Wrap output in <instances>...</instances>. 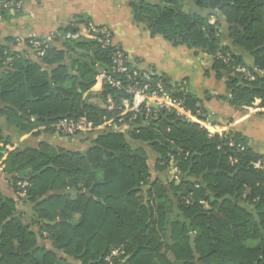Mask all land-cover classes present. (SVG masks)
<instances>
[{
	"label": "trees",
	"instance_id": "obj_1",
	"mask_svg": "<svg viewBox=\"0 0 264 264\" xmlns=\"http://www.w3.org/2000/svg\"><path fill=\"white\" fill-rule=\"evenodd\" d=\"M191 1L196 10L189 12L177 0L132 3V20L174 47L187 45L211 56L215 77L226 86L223 100L238 110L256 108L255 115L264 117V75L247 82L235 72L245 61L221 44L219 22L209 24L210 17H221L232 48L264 71V0ZM10 10L16 11L0 8V15L5 18ZM68 33H73L72 26L59 30L38 62L0 47V105L13 107L0 109V116L22 132L41 124L30 122L32 115L47 117L49 132L64 117H83L93 129L112 118L105 100L107 94L118 99L117 92L103 86L98 106L89 91L98 72L108 70L113 49L102 51L91 40L77 46L64 38ZM78 47L88 54L77 55L69 71L63 62ZM218 52L230 53L233 62L227 66L214 59ZM41 65L52 69L50 74ZM161 77L170 89L169 79ZM173 92L195 121L159 114L144 123L140 116L127 134L105 129L84 152L42 146L41 153L17 149L4 157L0 146V163L15 195L17 182L30 176L24 200L33 204L25 223L17 213L18 202L0 192V264H107L106 258L119 249L122 254L111 264H264V169L252 167L264 157L240 134L211 122L193 94L177 88ZM201 121H207L205 128L199 127ZM133 141L156 153L159 171L170 169L172 160L180 172L178 183L151 179L147 154ZM2 142L7 141L0 135ZM231 157L237 158L233 165ZM143 186L149 187L145 205ZM71 188L76 195L52 194ZM190 234L195 235V251Z\"/></svg>",
	"mask_w": 264,
	"mask_h": 264
},
{
	"label": "crops",
	"instance_id": "obj_2",
	"mask_svg": "<svg viewBox=\"0 0 264 264\" xmlns=\"http://www.w3.org/2000/svg\"><path fill=\"white\" fill-rule=\"evenodd\" d=\"M140 1L157 4L147 0H24L20 11L10 10L5 18L0 15V47H7L13 53L38 62L25 44L27 39L41 38L54 32L58 33L59 30L68 26L73 27V33L81 31L83 34L82 30L87 24L107 26L112 32L114 45L124 52L132 67L142 72L148 71L157 76H165L169 79L170 84H182L183 90L190 92L202 101L205 112L215 118L213 122L243 136L250 149L258 156L264 157V117L255 115L256 108L246 107L238 110L223 100L227 95L226 86L224 80L216 79L212 70L211 56L200 50L190 49L187 45L174 47L161 35L152 36L144 24H136L132 20L130 4ZM203 12L205 13V11ZM215 22H219L221 44L229 47L235 54H240L246 64H251L246 53L232 48L224 20L221 17L218 19L215 16L210 17L209 24ZM18 39L23 42L17 43ZM84 40L87 39L79 38L73 41H76L75 44L78 46ZM77 41L83 42L77 43ZM57 48L61 49V46L57 45ZM86 54L88 53L83 47H78L75 53L69 54V58L63 62V65L70 71L71 61L76 59L77 55L80 57ZM41 67L49 74L52 71L44 65ZM102 71L104 70L98 72L95 83L89 91L92 98L90 101L98 106H102L99 98L104 91L103 84L99 80ZM49 88L50 93L54 91L52 84H49ZM218 97H221L222 100H219ZM258 104L259 100H256L254 107ZM6 107L13 108L7 103L0 105V109ZM34 116L43 120L34 119ZM29 121H37L41 124L29 132H22L0 116V135L4 142L7 141L0 144L4 148V157L6 152L17 149L41 153L42 146L56 152L59 150L84 152L94 145L95 139L100 134L106 131L105 129H94L82 133V135L68 138L60 135L57 131H47V124L50 122L47 117L32 115L29 117ZM127 132L128 130L122 129L118 133L127 134ZM131 144L145 150L151 179H157L164 184L168 183L170 169L159 171L155 168L158 159L156 153L141 142L133 141ZM29 177L26 176L24 180ZM0 192L6 198L13 199L18 203H26L24 199L15 195L1 163ZM59 192V190H54L52 194L59 195ZM203 206L206 207V204ZM173 217L174 214L169 216L170 222ZM192 235L195 239V235ZM194 239V249L191 248L193 251H195ZM40 243L50 247L47 243ZM168 257L171 258V255Z\"/></svg>",
	"mask_w": 264,
	"mask_h": 264
},
{
	"label": "built area",
	"instance_id": "obj_3",
	"mask_svg": "<svg viewBox=\"0 0 264 264\" xmlns=\"http://www.w3.org/2000/svg\"><path fill=\"white\" fill-rule=\"evenodd\" d=\"M23 2L24 0H1L0 8H12L20 11ZM82 31L85 36L81 31H76L75 33L66 34L64 38L68 40L86 38L93 41L102 51L109 48L113 49L110 55L109 68L107 71H102L99 80L108 90H113L118 94V99H114L113 96L107 94L104 106L106 111L116 115H112V118H106L105 126H101L99 129H110L115 132H121L122 129L131 130L136 125L140 116H143L144 123H147L150 119H155L159 114L163 116L175 115L179 119L196 120L194 118L195 115L190 109L185 107L182 99L173 95V91L176 88L183 91L182 84L171 83L169 89L161 76L154 75L148 71L142 72L132 67L128 63L124 52L114 46L112 32L107 26L87 24ZM57 36L58 33L54 32L41 38L29 39L28 44L33 56L37 59L43 58ZM16 42L21 43L23 41L18 39ZM213 58L227 66L233 62L232 55L228 52H218ZM6 62L9 63L10 59L8 58ZM234 69L247 82H252L256 77L264 75V71L251 64L239 65ZM206 122H199V127L205 128L207 126ZM55 130L64 137L72 138L94 129L92 123L83 117H64L57 122ZM208 135L211 136L212 132H209ZM239 150H242V147ZM236 162V157L229 158L231 165ZM252 167L254 169H264V161L254 162L252 163ZM179 177V170L173 165L172 160H170V179L177 182L179 181ZM16 187L19 191L18 197L25 199L29 183L25 180L18 181ZM198 187L196 185V188ZM199 203L205 204L202 201ZM116 255L117 251H112L111 257L106 258L105 262L111 264L112 258Z\"/></svg>",
	"mask_w": 264,
	"mask_h": 264
},
{
	"label": "rangeland",
	"instance_id": "obj_4",
	"mask_svg": "<svg viewBox=\"0 0 264 264\" xmlns=\"http://www.w3.org/2000/svg\"><path fill=\"white\" fill-rule=\"evenodd\" d=\"M147 1L151 2V3H159L162 0H147ZM178 2L180 3L183 11H185V12L196 10L195 9L196 7L191 0H178ZM170 181H171V179H170ZM177 183H178V181H177ZM25 205H26V207H25ZM32 207H33L32 203H18L17 213L20 215H23V221L25 223H29V219H30V216L32 213ZM32 229L36 230L35 228H32ZM116 251H117V255L114 257H118L119 255L122 254V249H119Z\"/></svg>",
	"mask_w": 264,
	"mask_h": 264
},
{
	"label": "water",
	"instance_id": "obj_5",
	"mask_svg": "<svg viewBox=\"0 0 264 264\" xmlns=\"http://www.w3.org/2000/svg\"><path fill=\"white\" fill-rule=\"evenodd\" d=\"M79 42H83V41H77V43H79ZM34 119L43 120L42 118H38L36 116H34ZM45 120H47V119H45ZM210 121L211 122L215 121V118L210 117ZM42 170H44V168H42L41 171ZM40 172H37L36 174L38 175ZM140 189H141V191L144 194V202H143V204L145 205L146 204V201H147V190L149 189V187L148 186H143ZM58 194L59 195L65 194V195H70L71 196V195H76L77 194V191L75 189H70V190H66L64 192H61L60 191ZM83 194L86 195L87 197H90V194L88 192H84ZM44 223L47 224V225H49V222H47V221H44ZM189 237H190L189 245H190V247L192 249H194L193 248V239H194V236L192 234H190Z\"/></svg>",
	"mask_w": 264,
	"mask_h": 264
}]
</instances>
